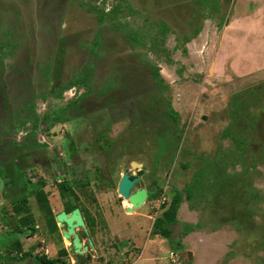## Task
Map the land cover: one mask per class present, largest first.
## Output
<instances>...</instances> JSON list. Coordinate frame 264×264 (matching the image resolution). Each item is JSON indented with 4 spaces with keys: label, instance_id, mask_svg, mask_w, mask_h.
<instances>
[{
    "label": "rangeland",
    "instance_id": "rangeland-1",
    "mask_svg": "<svg viewBox=\"0 0 264 264\" xmlns=\"http://www.w3.org/2000/svg\"><path fill=\"white\" fill-rule=\"evenodd\" d=\"M230 1L0 0V119L26 99L41 128L18 154L2 147L22 142L29 122L0 140V264H31L20 258L26 248L16 251L11 201L26 184L28 218L42 222L46 215L33 189L43 181L57 211L58 180L75 185L80 207L95 221L89 226L93 254L108 264L124 263L127 244L112 232L146 219L142 235L152 237V221L164 209L155 211L150 200L164 196L167 204L175 192L183 197L177 224L170 237L158 235L161 258L152 251L148 264H171L170 252L177 257L172 264H264V74L238 79L227 72L231 47L221 52L217 27ZM90 7L112 16L98 24ZM238 66L247 71L246 62ZM82 69H90L86 81L97 94L80 102V115L46 129L53 110L86 91L72 86L54 97L50 86ZM131 161L138 165L129 167ZM118 171L140 175L152 191L138 216L122 208L126 201L114 187Z\"/></svg>",
    "mask_w": 264,
    "mask_h": 264
},
{
    "label": "trees",
    "instance_id": "trees-1",
    "mask_svg": "<svg viewBox=\"0 0 264 264\" xmlns=\"http://www.w3.org/2000/svg\"><path fill=\"white\" fill-rule=\"evenodd\" d=\"M112 8H114L113 11H115L117 9L116 6H113ZM90 9L97 14L96 15V17H97L96 21L98 24H101L107 17L112 16L111 13L109 11L104 10V8L97 9L95 7H90ZM134 40H135V38L132 39V41H134ZM96 49H97L96 42H94L92 49L90 50L91 55L94 54V50L96 51ZM87 50H89V49H87ZM153 73L156 76H157V74L159 75V71H158L157 67L153 68ZM90 74H91L90 69L89 70L82 69V70H80V72L76 73L73 76V78H71L67 82L59 83L57 85H55L53 83L50 86V88L53 89V91L50 93L54 97L61 96L64 89H69L72 86L86 87V91L84 90L76 98L69 101L65 106L66 109L57 108L56 110H53L52 114L51 113H50L51 115L49 114L51 116V118H49V120L47 122V128L46 129H49L55 123L67 122L69 119H71V117H73L76 114L80 115L79 111L81 109L83 110V108H84V104L82 105L83 107L80 108V106H81L80 102L85 97H88L92 92L95 95L97 94L96 90L94 89L95 86L92 84L93 82L90 79H89V81H86V79H88L87 76L90 77ZM46 96H47L46 94H43V98H45ZM22 101H23V103L20 104L19 106H16V108H15V109H19V112L17 115H15L13 113L15 111V109L13 110L12 108L15 106H13L11 104V110L5 109L6 112L11 111L9 113L8 117H2V119H0V140L3 136L7 135L8 133H11V132L13 133V131L14 132L20 131L28 122L31 124L30 130L33 133H31V131H28L26 134V137L23 138L22 142L10 140L7 142V144L3 145V147L1 146L3 148V150H8V151H11V147L17 148V150L14 149L16 151V154L20 153L21 151H24L25 149H28L29 143H31L30 137L34 136L35 133L37 134L38 131L41 132L40 131L41 128L39 125L40 116L34 112L35 117L34 116L31 117V115H29V112H28V108L34 109L33 103L26 100V99H24ZM7 107H9V105ZM171 114L173 115L175 113L172 112ZM23 115L25 118L23 117ZM14 119L16 120V122H13ZM33 142L36 145V141L34 139H33ZM175 148H176V146H175ZM34 175H36V174H34ZM30 180L31 179H29V182H31ZM39 184H40L39 187H37L36 189H33L34 196H35V199L37 201L39 208L42 210V212H45L46 219H47L48 223L51 224L52 213H51V208H50V201H49L47 193L43 189L44 188V182L39 181ZM57 185H58V189H60L61 196L64 198L67 197L69 195V192H70L69 188L72 185V183L69 181H62V182L58 183ZM81 185L83 187L86 186V184L84 182H82ZM27 188H26V184H25V187L23 186V189H24L23 194L20 197H17L13 201H11L14 216L16 218H18L17 223L14 222L13 230L16 231V233H15L16 235L14 237V244H15V247L18 248L19 250H21V248H22L21 243L19 241V234L24 233L25 231L23 228L29 227V224L32 222L28 218V216L30 215V214H28V212H29L28 211V208H29L28 198H26V196L24 195V193H26L25 190H28ZM152 196H153V194L151 195V197ZM75 199H76L75 205L80 206L78 203L77 196L75 197ZM182 201H183V197H182L181 192H175V194L172 196L170 202L167 204L165 202L162 205L163 209H164L162 212V215L156 217L155 221H154V230H156V232H159L164 237H170L171 231H170L169 227L177 224V211L179 210V207H180V204ZM21 215H23L22 218L20 217ZM84 217L86 219L85 223L87 224V226L88 227L90 226V228L93 229V225H94L95 221L87 209H85Z\"/></svg>",
    "mask_w": 264,
    "mask_h": 264
},
{
    "label": "crops",
    "instance_id": "crops-1",
    "mask_svg": "<svg viewBox=\"0 0 264 264\" xmlns=\"http://www.w3.org/2000/svg\"><path fill=\"white\" fill-rule=\"evenodd\" d=\"M217 28H220L219 31L222 32V39L218 45L221 52L223 51L224 53L228 47H231L229 51H227L230 55H227L226 58L225 65L228 67L227 72L230 71L229 73H232L231 76L238 79L245 76L246 73L250 78H262L261 76L264 74V0H231L229 7L226 10L224 21L222 22V25L220 23ZM236 39L239 41H236ZM244 39L246 40V45H243ZM241 61L247 63L246 72L242 71V68L238 66ZM214 63L219 65V60H216ZM225 73L226 71L223 70L222 74L224 75ZM127 207H129L128 203L123 202L122 208L125 214H130V217L138 216L136 210L133 212L125 211ZM145 221L143 223L137 222L138 224L136 223L137 225L135 226H132L127 222L125 226L126 230H118L117 228L112 232L121 238L125 239L127 237V240H123L127 241V244H124L125 248L121 253L124 254L122 258L124 263L122 264H148L151 255L153 254L152 251L157 252L158 257L161 258L157 249V246L160 248L158 235L161 234L159 232H154L152 237L144 238L142 234L145 228L148 227H146ZM86 228L88 230L87 225ZM150 233H148L149 236H151ZM37 238L39 240L41 239L38 234ZM150 238L152 239L151 243H149ZM23 239L25 238L23 237ZM19 241L22 247L21 250L23 251L29 243H22L21 238H19ZM118 241V238L117 241L114 240L116 244H119ZM92 242L95 248L96 244L94 241ZM43 247L44 246L42 245L38 246V251H42ZM136 249H139V252L135 253L134 250ZM21 250L16 248V251ZM113 250L114 249H110V252L113 253ZM189 253L191 254V252H187V258L191 260L193 255L191 254V258H189ZM25 255V253L22 254V257H25ZM102 258V264L109 263V259L104 258L103 256ZM154 259H157V257H152V260ZM92 263L94 264V262ZM156 264H159V262Z\"/></svg>",
    "mask_w": 264,
    "mask_h": 264
},
{
    "label": "flooded vegetation",
    "instance_id": "flooded-vegetation-1",
    "mask_svg": "<svg viewBox=\"0 0 264 264\" xmlns=\"http://www.w3.org/2000/svg\"><path fill=\"white\" fill-rule=\"evenodd\" d=\"M132 162H134V161H131L129 163V167H132V165H130V164H132ZM136 165H138V163H136ZM139 170L140 169H138L137 171H139ZM129 174L131 175V177H136V176L139 177V180L134 184L133 188L134 187H137V188L138 187L139 188L145 187L147 190L151 191V189L147 185H142V183H141L142 179H141L140 175L131 174V173H129ZM58 182L60 183L62 181L58 180ZM69 189H70L69 195L65 198L61 196L60 189H58L59 198H61L59 200L60 209H58L56 211V210H54V208H52V206L50 204L51 213H52L51 224L48 223L46 217L42 218V222H39L38 220H37V222H36V220L35 221L31 220L32 222L29 224V227H27L28 233L24 232L22 234H19V238H21L20 236L22 235V237L25 238L24 241H26V243L28 240L31 239V241L34 240V242L37 246H40V245L44 246L42 251H38L37 248H36L37 250L33 249V247L30 244H28V246L26 247V251L23 252V254L24 253L26 254L25 256L27 257V262H30L31 264H36V263L37 264H63V263L64 264H80L84 260L85 256H79L76 253H74L73 248H71V242L70 241H69L70 245H64V239L66 241V238H64V236L62 234V229L65 226L61 227L59 225L57 219H56L57 214L60 213L61 211H65L66 213H69L74 208H79L80 211L83 212V214L85 213V209H82L80 206L75 205V203H76L75 202L76 201V199H75L76 195L75 194H77L75 191V185L72 184ZM120 201H124V199L121 197ZM28 205L30 208L31 204H30L29 200H28ZM28 214H30V211L28 212ZM31 215L32 214H30V216ZM148 217L151 218V215L150 216L148 215ZM84 221H85V217H84ZM154 221H155V218L152 221V226L150 229L151 232H153V231L155 232ZM41 223H43L44 233L42 231H40V229H39L40 226L42 227ZM89 231H90L89 227H88V230H87V228H86V230H83L82 228H80L77 230V233L79 234V237L81 238L83 244L88 246L86 254H89L91 256L94 264H102L103 258L101 256L95 258V255L93 254V250L95 251V249H94V245H93L92 240H91L92 245H90L88 242V239H91L89 236ZM37 234L41 237L40 240L37 238ZM49 238L53 242L52 247L48 246V244L50 245V243H51ZM33 256H35V257H33ZM20 258H24V257H22V254H21ZM94 259L96 260V262ZM91 264H93V263H91Z\"/></svg>",
    "mask_w": 264,
    "mask_h": 264
},
{
    "label": "water",
    "instance_id": "water-1",
    "mask_svg": "<svg viewBox=\"0 0 264 264\" xmlns=\"http://www.w3.org/2000/svg\"><path fill=\"white\" fill-rule=\"evenodd\" d=\"M132 167L136 165V162H132ZM139 180V177H131L128 172L118 171L116 178L114 180V187L117 193L122 197L128 204L129 207L126 208L127 212H133L136 209L142 207L145 203L148 193L145 187H134V184ZM56 219L59 225L65 226L62 229V234L64 238L71 242V248H73L74 253L79 256H85L84 260L80 264H91L93 259L89 254H86L87 245H84L77 230L82 228L86 230V225L82 217L79 208H74L69 213L61 211L57 214ZM90 245H92L91 239H88ZM189 258L191 254L189 253ZM64 264V263H63Z\"/></svg>",
    "mask_w": 264,
    "mask_h": 264
},
{
    "label": "built area",
    "instance_id": "built-area-1",
    "mask_svg": "<svg viewBox=\"0 0 264 264\" xmlns=\"http://www.w3.org/2000/svg\"><path fill=\"white\" fill-rule=\"evenodd\" d=\"M150 202H151L152 208H154L155 211H157L166 202V197L161 196V198L152 199V200H150ZM169 260H170L171 264L176 263L177 257H176L174 252H170Z\"/></svg>",
    "mask_w": 264,
    "mask_h": 264
}]
</instances>
